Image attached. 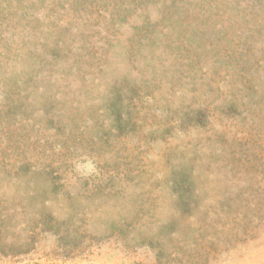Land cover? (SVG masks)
<instances>
[{"label": "rangeland", "instance_id": "rangeland-1", "mask_svg": "<svg viewBox=\"0 0 264 264\" xmlns=\"http://www.w3.org/2000/svg\"><path fill=\"white\" fill-rule=\"evenodd\" d=\"M0 264H264V0H0Z\"/></svg>", "mask_w": 264, "mask_h": 264}]
</instances>
